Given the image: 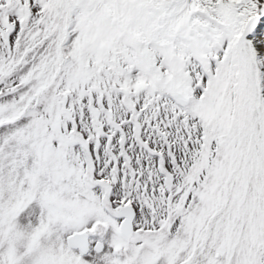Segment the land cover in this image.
<instances>
[{
  "label": "snow or ice",
  "instance_id": "obj_1",
  "mask_svg": "<svg viewBox=\"0 0 264 264\" xmlns=\"http://www.w3.org/2000/svg\"><path fill=\"white\" fill-rule=\"evenodd\" d=\"M0 264H264V0H0Z\"/></svg>",
  "mask_w": 264,
  "mask_h": 264
}]
</instances>
